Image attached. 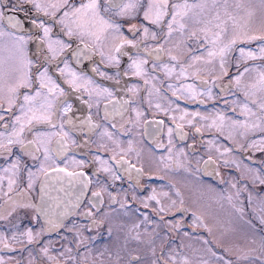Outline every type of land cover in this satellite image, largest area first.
<instances>
[{
  "label": "snow or ice",
  "instance_id": "1",
  "mask_svg": "<svg viewBox=\"0 0 264 264\" xmlns=\"http://www.w3.org/2000/svg\"><path fill=\"white\" fill-rule=\"evenodd\" d=\"M7 4H10L8 10L16 13V15H8L5 12V8L0 7V21L6 20L12 29H27L28 25H31L37 31L26 32L25 35H16L15 32L5 31L4 27L0 25V38L8 37L11 40L10 47L0 49V123L5 128L11 127L12 129L7 134L0 132V155H15L13 153V146L15 145H19L21 150L33 149V152H39L42 149L44 162L40 164L38 171L44 172L45 177H47L48 172L45 171V163L51 160L50 153L52 148H50V145L52 144V137H59L55 142V150L57 154H62L66 150L68 133L63 131L61 133L36 132L35 138L27 141V143L24 140V133L26 129H31L34 124H47L52 128L59 127L62 130L65 123L72 122L68 120L59 125L55 123L63 114L72 111V104L65 99L62 101V109L59 112L55 108L56 98L67 96V94L49 75V68L46 65L50 62V57L44 53V44L47 45V52L51 53V58H55L56 55L63 52L64 49L70 48L71 45L66 44L63 40H51L52 25L54 23L62 25V31L68 37H78L85 49L92 47V45L86 43V40H92L100 44L110 33H115L114 39L119 40L118 43L113 44L114 53H121V49L126 45L139 49L140 41L123 36L120 32L121 25L108 18L106 14L112 8H118L117 16H132L134 18L136 9L140 6V0H80L79 3L74 2V0H7ZM260 7L264 11V0H260ZM33 10L37 13L35 17L30 15ZM21 12L24 13L22 17L18 15ZM41 13L43 16L39 15ZM58 13L60 15L57 19ZM255 15L256 9L246 6L244 0H231V2L230 0H193L191 3L189 0H182V2L147 0V7L143 11V20L152 26L159 27L160 36L163 38L164 43L158 44L155 49L146 47L145 51L159 58L166 50L165 45L172 43L171 38L173 35L179 33L180 39L172 44V48L166 50L170 63L163 64L161 67L168 77L175 75L177 81L188 78H192L194 81L193 83H180L178 87L169 84L168 88L172 90L173 97H177V93H179L178 99L201 104L206 103L208 100L220 101L225 108H228V97L235 95L233 88L241 90L244 96L242 101L239 99L231 101L232 104L239 107L240 115L244 117L243 119H231L220 110H216L215 116L210 118L202 115L199 111L190 112L187 109H181L178 103L175 108H163L160 104H156L155 108L162 111L172 122V126H167L168 156L167 158L162 156L160 158L162 162L165 159L173 161V134L176 133L182 139L185 138L187 135L183 131L185 125L192 126L196 133H201L202 127H206L209 131L216 129L223 134L225 127H228L230 128L228 138H232L233 132L244 138H248L249 134L258 133V139H251L246 146L241 145L240 147L244 148L245 151L252 149L264 155V65L248 66L249 62L254 63L257 60H264V19L261 20L259 25H255ZM43 17H48L49 19ZM165 26L167 28L166 32L164 31ZM140 29L143 31L144 39L151 37V39L157 40L159 38L157 32L152 31L148 26L142 24ZM140 29L134 24L131 26L130 31L137 33ZM40 31H42L43 35L38 34ZM30 40L43 42L37 46V50L31 57L25 47ZM4 50L8 52L7 56L2 54ZM173 50L177 54H172ZM233 53H236L234 60ZM73 54L75 55L76 53L74 52ZM123 54L127 55V53ZM107 59L110 63L119 65L118 55L109 54ZM147 63L146 59L138 56L132 60L129 67L133 69L134 75H147L145 68ZM65 66L67 67V65ZM153 67L156 68L157 65L153 64ZM232 67H235L236 72L234 75L229 76V69ZM241 67H243V71H240ZM61 71L63 72V70ZM253 71L256 72L255 79L251 83H244L243 78L245 75ZM203 72L208 73L207 78L202 75ZM101 74L104 75V73ZM71 75L72 79L68 83L74 88L81 87L76 74L72 73ZM225 79H228L227 84L223 83ZM214 88L219 89V93L226 95L214 93ZM129 91L134 92L135 89L131 88ZM105 93L108 96H112V92L107 88L97 90L98 95ZM89 95L91 96L92 93L89 92ZM200 97H204V99H200ZM116 103L123 108L129 102L117 101ZM169 103H174V101ZM89 107H91V104H89ZM134 111L135 119H129L125 123H130L139 128L140 132L138 135L141 138L150 137L156 140L162 134V128L152 129L150 125L155 123L164 126L165 121H148L143 119V112L138 109ZM232 111L235 112V108ZM175 112H179L180 115H170V113ZM119 114L122 115V111ZM109 115L111 114L106 109L105 118L107 119ZM209 119H211L210 123L197 126L198 120L208 121ZM83 123L88 124L90 128L95 127L91 123L90 118ZM112 127L115 128L116 125H112ZM123 127L124 125H121V128ZM104 135H107L109 139L112 138V133L110 132L105 131ZM128 143L129 148L127 151H134L132 141ZM209 143L214 142L209 141ZM155 146L157 148L165 147L159 141L156 142ZM189 147L194 149L195 144L189 145ZM121 151L124 150L122 149ZM233 151V148L224 147L221 155L231 154ZM183 154L184 151L181 149L179 155ZM137 156H139V153H137ZM33 159H36L35 155H33ZM95 159L99 160L101 164V167L96 170L97 172L108 173L113 181L121 179V176L116 175L108 165V161L100 160L99 157H95ZM111 159L115 160L116 164L124 166L123 170L129 174L130 178H132V173L135 172L134 183L139 185V177L144 172L142 167L137 168L124 155H121L119 159L115 156L111 157ZM210 160L211 157H209ZM19 161L20 157L16 156L10 169L6 168L4 171H17ZM223 162L225 165L229 164L227 160ZM73 163L82 167L85 161H73ZM205 163H208V161ZM165 167H168L167 163H165ZM52 172L57 176L64 174L69 178L70 182L80 181L83 185L81 194L83 189L87 188L88 184L91 183L90 179H83L85 177L84 172H68L67 168L59 167L52 169ZM249 172H254L252 176L253 183L258 181L261 186H264V169H249ZM28 176V187L31 188L33 173L29 171ZM14 183V180L9 179V191L12 190ZM232 187L236 188L237 185L233 184ZM41 190L43 192L44 188L42 187ZM242 191H247V186L238 188L235 195L239 197ZM163 195L167 197L168 193H163ZM177 195H179V192H177ZM100 196L101 192L92 193V197L99 198ZM79 199L80 197L78 196L77 206H79ZM112 199L114 200L115 198L113 197ZM147 199L155 200L159 203L155 190H153V195ZM252 200L253 194L249 192V204L252 203ZM89 202L91 203V200ZM183 203V200H180L178 207L177 201L173 200L171 202L170 208L175 209L172 220L164 221L163 217L160 218L163 226L169 231L177 230L181 227V221L176 220L175 215L177 213L182 215L187 212V209L183 207ZM260 203L258 219L264 225V198H261ZM98 204L99 200L96 204H93V207H97ZM21 207L27 208L30 206L22 205ZM126 207V204L121 205V208ZM144 207H148L147 202H144ZM237 210L241 215L244 214L243 207ZM156 211L166 212L168 209L160 207ZM81 215L91 217L93 213L90 209H86ZM144 216L145 220L149 219L147 213ZM0 219H3V217H0ZM102 223L103 221H92L94 226H99ZM249 223L251 222L249 221ZM193 226L207 227L201 217L196 216L195 213H193ZM73 227L75 228L76 225H73ZM108 231L109 235H111V229H108ZM22 235L27 237L29 243L35 239L31 229H28ZM76 236H80L79 231L76 232ZM3 238H5L3 234H0V239ZM15 238L14 235L13 239ZM92 239H95V237ZM134 239L139 240V236L137 235ZM82 243L83 240H77L78 246ZM204 243L207 244L209 242L204 241ZM8 246L5 244V247ZM41 251L47 253L48 248H42ZM67 251L70 253L72 250L69 248ZM164 251L161 248V256H156L155 249H153L151 257L147 259L131 252L126 253V264H165L163 259ZM209 251L212 257L223 260L216 252L211 251V249ZM61 255H64V253H61ZM175 258V256H169V259L174 260ZM238 258L243 260L251 259L253 264H264V238L261 240L259 256H251L246 253ZM73 259L74 257L68 256L69 261ZM0 264H3L2 258H0ZM184 264H188L186 257L184 258ZM202 264H207V261H203ZM223 264H233V262L230 259L223 260Z\"/></svg>",
  "mask_w": 264,
  "mask_h": 264
},
{
  "label": "flooded vegetation",
  "instance_id": "2",
  "mask_svg": "<svg viewBox=\"0 0 264 264\" xmlns=\"http://www.w3.org/2000/svg\"><path fill=\"white\" fill-rule=\"evenodd\" d=\"M3 1L4 3L1 4L7 6L5 7L6 14L16 15V13L8 10L10 5L7 4V0ZM140 1V6L134 18L132 16L130 18L117 16L118 8H112L106 14L108 18L121 25L123 31L120 29V32L123 36L140 41L139 49L126 45L119 54L108 53V49H113V45L110 44L108 38L103 40L102 45L97 44L95 41L86 40V43H89L92 47L85 49L78 37H68L62 31V25L56 23L52 25L50 36L53 38L62 37L66 44L71 45L70 48L64 49L55 58H51V53L47 52V46L44 44V53L50 57V62L46 65L49 68V75L67 94V96L56 98L55 108L59 112L62 109V101L65 99L72 104V111L63 114L55 123L59 125L68 120L72 122L65 123L62 130L59 127L52 128L47 124H34L31 129L25 130V143L33 140L36 132L61 133L63 131L68 133L66 150L62 154H57L55 150V142L59 137H52V144L50 145V148H52L51 160L45 163V171L48 172L47 177H45L44 172L38 171L40 164L44 162L42 149L39 152H33V149L21 150L19 145H15L13 146L15 155H0V217H3V219H0V234L5 237L0 239V258L3 259V264H75L76 262L78 264H90L88 259L81 258L79 250L93 246L100 241H106L109 236V227L114 228V231L111 230V235H119L117 233L119 229L117 228L121 220L128 218L133 222L136 220L134 215H142L139 211L146 212L144 205H142L146 199L143 198L142 201L140 200L141 197L155 183L169 182L170 180L163 172L157 171L159 167L171 171H180L178 172L180 181L183 179V181H186L187 176L185 177V173H183L185 168L193 169L192 171L197 172L200 177L212 180L219 179V160L214 154L205 153L207 141L205 139L210 134L203 128L201 133H196L192 126L185 125L183 128V131L187 134L185 138L182 139L176 133L173 134V161L167 159L163 162L154 161L153 153H164L168 156L167 126H172L168 116L155 108L156 104H160L162 107L165 106L166 101L161 97L165 96L167 100L174 101V103L187 108L217 107L220 105V101L208 100L206 103L201 104L178 99L179 93H177V97H173L172 90L168 88L169 84L179 85L180 83H193L194 81L192 78L177 81L175 76L168 78L162 68L158 67L163 63H170L166 51L169 48L168 44L165 45L166 50L159 58L145 51L146 47L155 49L158 44L164 43V41L160 36L159 27L152 26L143 20V11L147 7V0ZM74 2L79 3L80 0H74ZM171 2H182V0H171ZM18 15L22 17L24 13L21 12ZM30 15L35 17L37 13L32 11ZM39 15L43 16L42 13ZM43 18L49 19L48 17ZM0 24L4 29L15 32L16 35H25L26 32L37 31L31 25H28L27 29H12L5 21H0ZM134 24L137 25L138 29L142 24L148 26L152 31L157 32L159 38L157 40H153L151 37L144 39L142 29L137 33H133L130 28ZM38 34L43 35L42 31ZM118 42L119 40L114 43ZM42 43L39 40H30L27 43L25 47L30 57L37 50V46ZM10 45L11 43H6L5 39L4 44L1 46L6 49ZM123 53H127V55ZM2 54L7 56L8 52L4 50ZM109 54L119 56V65L108 61ZM172 54L177 53L174 51ZM235 55L236 53L232 54L233 60ZM138 56L148 61L145 68L150 71L149 74L141 76L133 74V69L129 65ZM257 61L264 65L263 60ZM257 61L250 64L258 63ZM153 64H156L157 67L154 68ZM235 72V67L230 68L229 76L234 75ZM72 73H75L79 79L85 80V82H79L81 87L74 88L68 83L72 79ZM101 73H104V75ZM202 75L206 78L208 76L205 73H202ZM223 83L227 84L228 79H225ZM104 88L111 91L112 96H108L106 93L97 94L98 89ZM131 88H134L135 91L130 92L129 89ZM233 91L237 94L235 88H233ZM89 92L92 93L91 96ZM214 92L218 95H226L219 93V89L216 88H214ZM232 97H228V99ZM200 99H204V97H200ZM86 101L87 103H85ZM117 101H128L129 103L122 108L120 104L116 103ZM89 104H91V107H89ZM106 109L111 114L107 119L105 118ZM135 109L144 113L143 119L145 120L165 121L164 126L155 123L150 125L152 129L162 128V134L156 140L150 137L141 138L138 135L139 128L130 123H125L129 119H135ZM121 111L122 115L119 114ZM17 114L19 113L17 112ZM88 118L95 127L90 128L88 124L83 123ZM112 125H116V127L113 128ZM121 125H124V127L121 128ZM197 126L200 125L197 124ZM11 130V127L5 128L0 123V132L7 134ZM105 131L112 133L111 139L104 135ZM117 137L118 140L111 142V146L107 145L108 142L115 140ZM129 141H133L132 148L134 151L132 152L127 151L129 145L125 146V143ZM157 141L165 147L157 148L155 146ZM192 144H195L194 149L189 147ZM122 149L124 151H121ZM181 149L184 151L183 155H179ZM137 153H139V156H137ZM33 155L36 156V159H33ZM121 155H124L137 168H143L144 172L139 177V185L134 183L135 172L132 173V178H130L129 174L124 172V166L116 164L115 160L111 159L113 156L119 159ZM16 156L20 157L18 170L5 172L6 168L10 169ZM95 157L108 161V165L116 175L121 176V179L113 181L108 173L97 172L96 170L101 167V164ZM209 157H211L210 161ZM80 160L85 161L82 167L73 163V161ZM150 161L151 163H149ZM206 161L208 163H205ZM165 163L168 164V167H165ZM56 167L67 168L68 172H84L85 177L83 179H90L91 183L83 189L81 194L82 183L80 181L70 182L64 174L57 176L52 172V169ZM29 171L33 173L31 188L28 187ZM175 177L177 176H174L173 184H175ZM9 179L15 181L11 191L8 187ZM42 187L44 188L43 192ZM177 188L179 187L177 186ZM93 192H101V196L99 198L92 197ZM78 196L80 197L79 206H77ZM98 200V206L93 207V204H96ZM122 204H126L127 207L121 208L120 205ZM22 205H29L30 207L22 208ZM183 207L185 208V206ZM86 209L92 211L93 215L91 217L81 215ZM126 209H131V213L125 211ZM149 209L147 222L151 225L157 218L150 207ZM192 214L187 210L182 215L179 213L175 215V219L181 221V227L174 230V233L167 228L164 229L166 236L155 251V253L157 252L156 256H161V248L165 250V255L169 249L167 248L169 242L171 244L176 243L179 246L185 231L187 232L189 229L186 224L187 221H191L189 217ZM163 218L171 220L173 214H164ZM93 220L103 221V223L94 226L92 224ZM73 225H76V227L74 228ZM28 229L33 231L35 237L31 243L28 242L26 236L22 235ZM77 231L80 235L82 233L86 234V239L79 246L76 241ZM14 235L15 239H13ZM93 237L95 239H92ZM5 244L9 246L5 247ZM176 244H174V250L178 247ZM45 247L48 248L47 253L41 251ZM69 248L72 250L70 253L67 251ZM61 253H64V255H61ZM133 254L137 255L136 253ZM68 256H72L74 259L69 261Z\"/></svg>",
  "mask_w": 264,
  "mask_h": 264
},
{
  "label": "rangeland",
  "instance_id": "3",
  "mask_svg": "<svg viewBox=\"0 0 264 264\" xmlns=\"http://www.w3.org/2000/svg\"><path fill=\"white\" fill-rule=\"evenodd\" d=\"M189 2L191 3L193 0H189ZM1 3H4V1L0 0V7H7ZM244 3L246 6H251L256 9L254 24L259 25L261 20L264 19V11L261 10L260 0H244ZM33 12L35 13L34 10ZM59 15H57V19L59 18ZM126 17L130 18V16ZM2 24L4 25V23ZM120 29L122 30L121 27ZM5 31L8 30L5 29ZM164 31H167L166 26L164 27ZM115 36V33H110L107 36L111 45L118 40L114 39ZM50 38L53 41L57 39L64 41L62 37L53 38L50 36ZM5 39L6 43H11V40L8 37L0 38V46L4 44ZM171 39L172 43L168 44L169 48H172V44L180 39L179 33H175ZM102 43L103 41L100 44L102 45ZM3 48L4 46L0 47V49ZM174 51L175 50H173V52ZM3 52L4 51H2V53ZM107 52L113 53V49H108ZM257 62L258 63L255 64H250L251 62H249L248 66L255 67L262 65L260 61ZM163 64L158 65V67L162 68L161 66ZM240 71H243V67H241ZM149 72L150 71L147 70L148 74ZM203 73L208 75L207 72ZM165 76L167 75L165 74ZM174 76L175 75L167 77L173 78ZM255 77V71L246 74L243 78L244 83H251ZM79 82H85V80L81 78L79 79ZM173 85L176 87L179 86L175 84ZM236 93L237 94H235L234 97L229 99L228 108H225L222 102H220V105L217 107L187 108L181 105L179 106L181 109H187L190 112L199 111L202 115L210 118L215 116L216 110H220L231 119H243L244 117L240 115L239 107L231 103L233 99H239L241 101L244 99L241 90L236 89ZM162 98L166 101L163 108L176 107V103L170 104V100H167L165 96L161 97V99ZM233 108H235V112L232 111ZM170 114L177 116L180 115L179 112ZM210 122L211 119L208 121L198 120L197 124L202 126ZM202 128L210 134V136L205 139L207 140L205 153L214 154L219 160V179L212 180L210 178L200 177L197 172L192 171L193 169L190 170V168H185L183 173H185V177L187 176L185 178L186 181H183L184 179L180 181L178 177V172L180 171H171L163 167L157 168V171L163 172L170 180L169 182L155 183L152 188L141 197L140 200L142 201L143 198L146 199V201H143L142 205H144V202H147L148 204V207L145 208L146 212L139 211L143 216L134 215L136 220L133 222L128 218L121 220L117 228L119 229L117 230L119 235H109L106 241H100L93 246L79 250L82 259H88L90 264H126V253L129 252L144 256L146 259L151 257L152 250L155 249L156 251L159 248L161 241L166 236L164 230L166 228L161 223L160 218L163 217L164 214L171 215L175 212V209L170 208L173 200L177 201L178 207L180 200H183V206H185V209L191 213H195L196 216L201 217L204 225L207 227H194L192 214V216L189 217L191 221H187L186 224L189 227L187 232L185 231L187 235H184L179 246L173 241V243L179 248L177 247V249L174 250V244H171L170 242L168 243L167 248L171 251L169 252L168 249L163 256L165 264H184L185 257L187 258L188 264H202L203 261H207V264H223V260L229 259L233 264H253L251 259L243 260L238 257H241L246 253L251 256L260 255L261 240L264 238V225L260 223L258 215L260 213L261 198H264V186H261L258 181L253 183L252 176L254 175V172H249V169H264V155L252 149L245 151V149L240 146H246L247 142L251 139H258L259 134H249L248 138H244L233 132L232 138H228L230 132V128L228 127H225L223 134L216 129L209 131L206 127ZM116 140H118V137L115 140L108 142L107 145L111 146V142H115ZM209 141H213L214 143H209ZM127 145H129L128 142L125 143V146ZM224 147L233 148L234 151L231 154H225L222 156L221 153L223 152ZM217 149H219V151H217ZM162 156L167 158V155L164 153H153L155 162H162L160 159ZM249 157H251V159H249ZM224 160H227L229 164L225 165L223 162ZM149 163H151V161ZM174 176L178 177H175V184L172 183ZM233 184H236L237 187L233 188ZM177 186L179 188H177ZM245 186H247V191H242L240 196L237 197L235 195L237 189L244 188ZM153 190H155L159 203L155 200L147 199L149 196L153 195ZM177 192H179V195H177ZM249 192L253 194L251 204H249L248 201ZM163 193H168V196L165 197ZM229 197H231V199H229ZM149 207L157 218V220L151 225L145 220L144 216L145 213H147V215L149 214ZM160 207H164L165 209H168V211H156ZM240 207L244 208L243 215L237 210ZM125 211L131 213L132 210L126 209ZM164 221L169 220L164 219ZM249 221L251 223H249ZM109 229L114 231L113 227H109ZM171 232L174 233V230ZM137 235L139 236V240L134 239ZM78 239L84 241L86 239V234L82 233L76 238V241ZM204 241H208L209 243L206 244ZM209 249L216 252L219 257L223 258V260H218L217 258L212 257ZM170 255L175 256L176 258L174 260L169 259ZM75 264L78 263L76 262Z\"/></svg>",
  "mask_w": 264,
  "mask_h": 264
},
{
  "label": "bare ground",
  "instance_id": "4",
  "mask_svg": "<svg viewBox=\"0 0 264 264\" xmlns=\"http://www.w3.org/2000/svg\"><path fill=\"white\" fill-rule=\"evenodd\" d=\"M5 22L7 23V21L5 20ZM8 24V23H7Z\"/></svg>",
  "mask_w": 264,
  "mask_h": 264
}]
</instances>
